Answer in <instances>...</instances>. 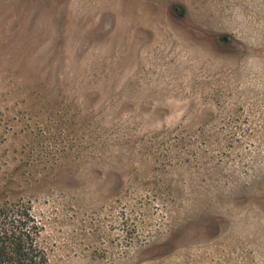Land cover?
<instances>
[{
    "label": "rangeland",
    "instance_id": "1",
    "mask_svg": "<svg viewBox=\"0 0 264 264\" xmlns=\"http://www.w3.org/2000/svg\"><path fill=\"white\" fill-rule=\"evenodd\" d=\"M27 212L48 264H264V0H0Z\"/></svg>",
    "mask_w": 264,
    "mask_h": 264
},
{
    "label": "trees",
    "instance_id": "2",
    "mask_svg": "<svg viewBox=\"0 0 264 264\" xmlns=\"http://www.w3.org/2000/svg\"><path fill=\"white\" fill-rule=\"evenodd\" d=\"M20 220L21 226L17 229L14 220L0 214V264H48L47 257L32 238L31 230L36 229V225L27 228L32 216L27 212Z\"/></svg>",
    "mask_w": 264,
    "mask_h": 264
}]
</instances>
